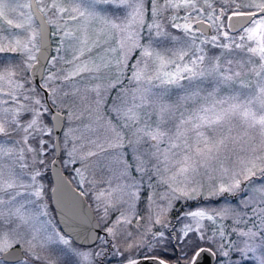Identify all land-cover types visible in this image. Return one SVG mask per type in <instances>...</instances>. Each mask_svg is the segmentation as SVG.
Segmentation results:
<instances>
[{"label":"snow or ice","instance_id":"obj_1","mask_svg":"<svg viewBox=\"0 0 264 264\" xmlns=\"http://www.w3.org/2000/svg\"><path fill=\"white\" fill-rule=\"evenodd\" d=\"M96 2L131 9L120 23L107 19L105 22L126 34L132 40V45L115 62L118 75L109 88L97 84L85 89L86 93H94L95 99L89 100L83 111L88 113L97 128L105 130L106 135L100 140L91 141L90 150L83 155L73 147L68 157L69 163L75 164L78 160L82 163L83 166L76 169L80 178L78 183L90 185L97 207L102 209L104 217L107 218L111 211L119 213L111 221V226L106 227V233L113 237L124 234L127 264H140L133 253L146 241L143 236L134 240L132 232H127L126 227L133 223L136 216L134 201L140 198L142 188L151 193L147 196L150 207L156 204L157 199L166 204V207L157 206L153 213L156 217L154 223L160 225H166L167 213L181 200L187 202L200 197L236 196L247 190L254 195L237 202L246 209L244 212L233 207L216 211L198 206L196 210L182 213L185 217H191L194 224L184 225L176 241L186 242L190 233H201L199 240L212 239L203 235L202 221L215 222L222 214L244 218L248 216L249 205H252L251 222L256 230L249 228L236 232L233 229L241 238L239 242H232L233 251L241 259L251 254L252 264H264V0H249L246 4L232 0L234 9H229L227 19H244L250 26L240 29L243 33L240 37L242 43L222 45L225 49L246 47L251 57L258 58L247 62L253 65L246 71L255 77L254 83H245L241 79L242 71H235L231 67L222 70L219 58L210 68H205L201 67L205 59L203 55L193 54L194 58H191L184 49L156 51L151 45H141L138 40L141 26L154 30L156 37L178 39L163 32L155 21L146 24V12L150 11L151 16L155 17L160 11L157 0H148L150 10L145 7V0ZM198 2L166 0V7L191 9L199 13L203 9L198 7ZM33 3L46 18L45 23L57 24L64 30L65 38L74 36L68 25L85 15L79 7H65L64 0H30L21 6L29 10L26 18L25 13L20 12L22 22L14 23L8 16L15 9L8 7L9 0H0V19L14 29L29 30L26 40L17 36L0 40V54L15 53L22 57L19 61L0 64V141L7 138V142L13 145L8 147L6 142H0V264H60L56 257L61 254L64 256L63 264H102L97 257L106 253L96 249V241H102L103 237L96 236L90 244H77L69 233L62 231L58 225L54 226L53 218H47L50 213L46 205L39 203L46 193L44 185L39 182L42 179L39 168L44 166L40 156L47 152V140L43 137L51 139L54 130L47 126L45 117L51 116L53 107H61L63 111L65 98L80 93L74 84L69 92L53 86L55 82L73 83L77 78L82 79L83 74L99 73L110 64L103 58L100 63L85 58L92 47L98 46L97 41L89 43L85 27L81 29L83 35L79 38V47L73 49L71 59L64 61L68 67L58 68L54 72L45 70V73L38 75L36 53L40 48L35 44L38 34L31 31L35 20L31 12ZM172 19L175 21L176 17ZM183 19V24L173 23L171 26L194 36L199 31L195 26L201 20L191 13ZM208 20L213 21V16L209 15ZM56 34L55 31L51 33ZM221 34L225 39H230L227 31ZM212 39L215 41L217 37ZM244 41L254 46H245ZM121 47H124L123 43ZM141 48V57L132 65L129 77L136 87L120 89V76L124 75L129 52ZM56 51L59 52V49ZM57 59L54 56L47 63L54 64ZM142 63L144 67H140ZM228 63L231 65L232 62ZM237 66L243 69L239 61ZM213 76L218 78V84L232 85L239 81L240 92L217 99L218 87L203 96L198 89L181 98L185 103L192 102L191 107H185L180 103L167 102V89L160 92L152 90L156 82L159 85L179 86L184 80ZM109 90L117 91L116 96H106ZM80 99L83 102L88 97L81 96ZM69 108L68 118H77L76 106L72 104ZM56 118L63 119L59 114ZM21 133L23 135L16 140L14 137ZM26 154L32 156L31 165L26 162ZM101 154L108 161L105 167L110 175L99 173L90 162L91 158ZM5 157L13 158L11 164L3 162ZM23 178L30 182L25 183ZM160 187L165 189L162 194L153 191ZM125 204L127 209L122 210ZM148 219L151 223L152 217ZM147 231L151 232V228ZM219 235L224 237L223 229L219 230ZM152 236H159L163 240L164 233H152ZM223 247V244L219 245L223 256L227 257L229 253L224 252ZM257 252L259 255H256ZM204 253L218 255L197 244L192 248L188 264H197ZM156 264H166V261L158 260Z\"/></svg>","mask_w":264,"mask_h":264},{"label":"rangeland","instance_id":"obj_2","mask_svg":"<svg viewBox=\"0 0 264 264\" xmlns=\"http://www.w3.org/2000/svg\"><path fill=\"white\" fill-rule=\"evenodd\" d=\"M30 0H9L8 7L10 9H15L14 12H10L8 18L13 19L14 23L22 22L19 14L20 12L25 13V18L29 13L28 9H24L21 6L29 2ZM249 0H235V3H248ZM256 2H259V0H256ZM208 5H211V7H208ZM64 6L68 8L72 7H79L80 11L84 12L85 15L80 18L78 21L73 22L68 25V29L74 33L73 37L65 38L64 36V30L60 29L57 24H49L50 26V35L52 32H56V35H51V38L56 41V45L52 46V53L48 60H51L52 57H58L57 61L54 64L46 63L45 70L50 71H56V69L65 67L67 68L68 65L64 63L65 60H69L72 58L73 49L76 47H79V38L83 35L81 32L82 28L87 29V35L89 37V43L91 44L92 41H97V45L95 47H92L91 52L86 53L85 58L86 59H92L95 60L97 63L101 62V58H103V61L108 62L110 66L108 68L102 69L99 73H91V74H83V78H77L76 81L73 83H64L62 81H56L53 86L62 88L63 91H69L71 92L73 90V84L75 87H78L80 89L79 95L72 97L69 96L65 98L63 108L64 110L61 111V107H53L55 110L60 111L64 114L65 120L64 125L60 133V144H61V157L60 162L62 169L65 170V172L68 173L70 177L71 183L78 187L81 192L85 193V197L88 200L90 207L93 209L97 220L100 223L101 226V232L99 236L103 237L102 241H96V249L102 250L106 255L97 257L98 261H102V264H120L123 262H127L128 254H126L125 261L121 260L122 256L125 255V253L121 252V249L119 248L120 245H118V235L116 237L110 236L106 233L105 229L106 227L111 226V221L115 220L118 212L111 211L108 214V217H104V213L102 209L97 207V202L94 199L95 193L91 189L90 185L88 184H79V177L77 176L76 169L81 168L83 165L78 160L75 164L69 163V157L68 153L72 151L73 147H76L79 149V154L83 155L91 148V141H97L100 140L106 135V132L102 128H97L95 124L90 119L88 113L86 111H83L85 104L88 103L89 100L95 99V94L91 92H85L86 88L94 87L95 85L99 84L102 85L103 88H109L111 83L116 80L118 72L115 68V62L117 60H120L123 57L124 52H127L129 48L132 45V40L128 39L126 34L121 33L117 29H113L110 24L106 23L105 20H111L116 23H120V21L125 17L127 12H130L131 9H127L124 7L116 8L115 6L111 5H105L100 4L96 2V0H64ZM145 7L147 9H151V4L148 2V0H145ZM157 7L160 9L157 16L153 17L149 12H146L145 14V22L146 24H151L153 21L158 23L161 26V30L165 33L170 34L171 36L177 37V40H169L167 37L160 38L155 36L154 30L148 29L146 26H141L139 29V36L138 40L139 43L143 46L151 45L152 48H154L156 51H164L165 49H184L188 52V56L191 58H194L195 56L203 55L204 56V62L201 67L210 68L211 65L215 62H217V58H219V63L223 66L222 70L227 69L228 67H231L235 71H242L243 75L241 79L248 83L249 81L255 82V77L246 70L250 67H252V64L247 63L250 59L253 61L258 60V58L251 57L250 54L246 51L245 48H236L232 47L230 49H225L222 47L225 43H232L240 44L242 43L240 40V37L243 35V33L240 31L235 32L234 35H229L230 39H225V37L221 34L225 31H230L227 26V16L230 14L229 9H234V4L232 0H207V3H205V0H199L198 7L202 8L203 11L196 13L193 12L191 9H174V8H168L166 7V0H157ZM32 12V11H31ZM89 13H92L90 15ZM197 16L199 19H204L208 21L211 26L212 30L209 34L208 38H205L203 36H199L196 32L195 35H189L184 32L181 28H174L171 25L173 23L183 24L185 21L183 17L186 15ZM33 14V13H32ZM213 16V21L208 20V16ZM146 17H149L150 20H147ZM173 17H176V20L173 21ZM219 18V19H217ZM46 19V18H45ZM53 19H56L53 17ZM250 26V25H247ZM31 31H35L38 35L35 38V44L37 47H39V28L36 20H34V23L31 26ZM229 33V32H228ZM29 35V30H19L14 29L11 26H8L4 23L2 19H0V40H2L5 37H8L9 39L12 38V36H17L21 39H27ZM148 37V38H147ZM213 37H217L215 41H213ZM146 38V39H144ZM222 38V39H221ZM52 41V40H51ZM123 43L124 47H121V44ZM245 46H254L251 45V42L244 41L243 42ZM203 47L208 46L204 50ZM31 47V45H30ZM59 49V52L56 50ZM112 49H115V51H111ZM141 49H133L131 52H129L128 60H127V67L123 69L124 75L120 76V89H134L136 87V83L130 82L129 77L132 74V65L136 64V61L140 59L141 57ZM202 50V51H200ZM37 54V53H36ZM194 54V55H193ZM62 57L63 59H59ZM22 57L15 53H5L0 54V64H7L9 62H15L19 61ZM188 61V58H186V61ZM229 61H231V65H229ZM241 62L243 64V69L237 66V62ZM140 67H144V64L142 63ZM149 67L151 68V63L149 62ZM97 77V78H92ZM218 78L217 77H206V78H197L193 80H184L180 82L179 86H167V85H159L158 82L152 86L153 92H160L167 89L165 100L169 103H180L185 107H191L192 102L189 101L185 103L181 100L182 97L187 95L190 92L201 90V96L205 95L207 92H211L213 88L218 87L219 93L217 95V99H220L222 97L230 96L233 94H238L241 89V84L239 81H237L235 84L232 85H225V84H218L217 83ZM43 82V81H41ZM119 90V89H117ZM247 91V90H246ZM117 94V91L109 90V92L105 93L106 96H112L115 97ZM81 96H87L88 99L85 101H81ZM51 104V100L49 101ZM74 104L76 106V117L73 119L68 118V113L71 110L69 108V105ZM81 112H83V115H81ZM51 117V116H50ZM50 117H45V123L48 127L51 126ZM65 133H68V136H65ZM23 135L21 133L20 135L15 136L14 138L16 140H19L20 137ZM43 139L47 140V152H45L42 156H40V159L44 160V166L39 168V171L42 174V179L39 180L40 183H42L46 189V193L44 195V198L39 203H43L46 205V210L49 211L50 216L47 218H53L54 219V226L58 225L60 228L58 222L56 221V216L54 212V208L51 203V197H50V190L52 187V182L50 178V163L54 157V134L52 132L51 139H48L47 136H44ZM0 142H6L8 147H13L11 142H7V138H5L4 141ZM31 143V141H30ZM33 147H35V144H33ZM27 160L26 162L31 165L32 164V156L31 154H26ZM13 158L5 157L4 163L5 164H11ZM91 163H93V166L96 167L97 171L99 173H102L104 175H110L105 165L108 163L107 159L105 158L104 154H101L99 157L91 158ZM17 171H19V168L17 166ZM25 180V183H29L30 181L27 178H23ZM142 190V189H141ZM165 191L163 187H161L159 193L162 194ZM146 195V202L144 203L143 210L138 213L139 219L141 218L140 222L141 225L137 227L136 231H139L140 237L143 236L146 243H144L141 247L134 250V258L143 257V256H152L150 255L153 253V250L156 248H161L165 245L168 239L176 240V236L180 233L181 229L186 224H194L191 217H185L182 213L187 212L189 210H196V208L199 207H205L209 209H215L216 211H220L223 208L226 207H233L238 208V211L244 212L246 209H244L242 204L238 205V201H240L242 198H247L252 195H254L251 192H248L247 190L243 193L237 194L236 196H233L234 199L231 201L229 198V195H224L222 197H203L206 199L207 202L202 203L193 209H183L180 212L179 210L175 209V213L177 215V218L175 220L176 226L173 228L172 222L174 215L171 213L172 210H170L167 213V223L166 225H160L154 223L155 215L154 210L157 206L160 207H166V204L159 199L156 200V204L149 206V201L147 199V196L151 193L149 191L144 192ZM227 196L226 198H224ZM231 196V195H230ZM199 199V198H198ZM140 201V198L138 200L134 201L135 204V212L137 210L138 203ZM184 202L183 200H181ZM132 202V201H130ZM187 202H193V201H187ZM252 205H249L248 216L244 218L237 219V217L228 215L224 216L221 215V218H218L215 222L204 220L202 221V224L204 226V232L203 235L206 237H212V239H206V240H199L198 237L201 233H190L189 237L186 238L185 241H180L181 244H183L184 249L186 252L192 251V248L195 245H199L200 247H208L213 252L218 253V255L215 256V262L214 264H244V263H252V256L249 254L248 256H245L243 259H241V256L237 254L235 251H233V245L232 242H239L241 239L238 235H236L233 232V229L236 230V232L239 231H247L249 228H253L252 224V216H251V209ZM127 209V205L125 204L122 208V210ZM173 215V216H172ZM149 216L152 217V222H149ZM257 224H259V221H256ZM102 224L104 225L102 227ZM151 228V232H148L147 229ZM173 228V229H172ZM223 229L224 231V237L221 238L219 235V230ZM255 231L256 229L253 228ZM133 231V230H130ZM135 231V229H134ZM164 233L163 240H160L159 236L153 237L152 233ZM120 235V234H119ZM139 239V238H138ZM135 239V240H138ZM104 241H107V243H104ZM223 244V251L228 252L229 255L227 257L223 256L222 252L220 251L219 245ZM243 246L242 244L240 245ZM256 255H259V252L256 253ZM192 256V253H191ZM109 258H115V260H112L108 263ZM57 260L60 261V264H63L64 256L58 255L56 257ZM162 260V259H161ZM164 260V259H163ZM123 261V262H122ZM166 261V260H164ZM166 264H173L170 261H166Z\"/></svg>","mask_w":264,"mask_h":264},{"label":"water","instance_id":"obj_3","mask_svg":"<svg viewBox=\"0 0 264 264\" xmlns=\"http://www.w3.org/2000/svg\"><path fill=\"white\" fill-rule=\"evenodd\" d=\"M31 11L39 28L40 51L36 54L39 61L36 72L39 75L44 73L45 65L52 53L50 26L45 23V17L38 11L35 3H33ZM200 20L201 23L195 27L199 28L200 33L209 35L212 30L211 24L204 19ZM247 25L244 19H227V26L231 32L237 31L242 26ZM57 114L63 117V119H57ZM64 120V114L53 108L50 117L51 126L54 129V157L50 163V178L52 182L50 190L51 203L60 229L69 233L77 244H90L96 236H99L101 226L85 197L81 195V192L71 183L62 170L60 162V133ZM135 259L140 261V264H156L158 260H161L156 256H143ZM214 262L215 256L204 253L202 260L198 261L197 264H214ZM121 264H127V262Z\"/></svg>","mask_w":264,"mask_h":264},{"label":"trees","instance_id":"obj_4","mask_svg":"<svg viewBox=\"0 0 264 264\" xmlns=\"http://www.w3.org/2000/svg\"><path fill=\"white\" fill-rule=\"evenodd\" d=\"M146 19L150 20L149 17H146ZM237 31H239V30H237ZM237 31H234V32L228 31V32H229V35H234V33L235 32L237 33ZM198 35L199 36L201 35V36H203L205 38H208V36H210V35H204V34H202L200 32L198 33ZM144 39H146V38H144ZM51 40H52L51 41L52 42V46L56 45V41L54 39H52V38H51ZM207 47L208 46H206V47L202 46V49L204 50ZM60 157H61V155H60ZM64 172H65V170H64ZM65 173L68 176V178L70 179L68 173L67 172H65ZM160 189H161V187L160 188H156L153 191L159 193ZM144 192H147V190L142 188L140 201L138 203V206H136L137 207V210L135 212L136 216L133 217V223L126 227V231L127 232H132L134 240L138 239V238L140 239V235H141V234H139V231H136L137 230L136 226H137V218H139L138 217V215H139L138 213H140L143 210L144 203L146 202V195L144 194ZM227 196H225L224 198H226ZM229 198H230L231 201L234 199V197L230 196V195H229ZM205 202H207V201L203 197H200L199 199H197V200H195L193 202H185V201L184 202H182V201L177 202L175 204L174 209L171 211V213L174 215L173 222H172L173 228L176 226L175 220L177 218V215L175 213V209L179 210L178 212H180L181 210L186 209V208L187 209H193L194 207H196V206H198V205H200L202 203H205ZM140 220H141V218L138 219L139 225H141ZM103 226L104 225L102 224V227ZM134 229H135V231H134ZM130 230H133V231H130ZM117 241H118V245H120L119 248L121 249V252L125 253V255L122 256L121 260L125 261L126 254H128V252L126 251L127 242L125 241L124 234L118 235V240ZM186 250L184 249L183 244H181V242L178 243L176 240H172L170 238V239L167 240V242L165 243V245L163 247L154 249L153 253H151L150 255L159 257L162 260L164 259L166 261H170L173 264H188V261L191 259L192 251L186 252ZM112 260H115V258H109L107 261L109 263ZM244 264H252V263H250V262L247 263L246 262Z\"/></svg>","mask_w":264,"mask_h":264},{"label":"flooded vegetation","instance_id":"obj_5","mask_svg":"<svg viewBox=\"0 0 264 264\" xmlns=\"http://www.w3.org/2000/svg\"><path fill=\"white\" fill-rule=\"evenodd\" d=\"M63 170V169H62ZM64 171V170H63ZM66 174V173H65ZM68 177V176H67ZM80 192H81V190L78 188V187H76ZM82 193V192H81ZM84 197H85V195H83ZM85 199H86V197H85ZM86 201L88 202V200L86 199ZM88 204H89V202H88ZM90 205V204H89ZM92 209V208H91ZM93 210V209H92ZM94 212V211H93ZM95 214V213H94ZM96 216V215H95Z\"/></svg>","mask_w":264,"mask_h":264}]
</instances>
